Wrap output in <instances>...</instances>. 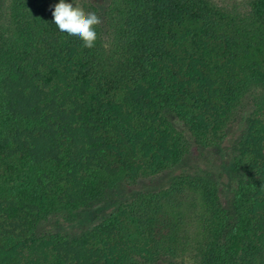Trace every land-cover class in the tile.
Returning <instances> with one entry per match:
<instances>
[{
	"label": "trees",
	"instance_id": "trees-1",
	"mask_svg": "<svg viewBox=\"0 0 264 264\" xmlns=\"http://www.w3.org/2000/svg\"><path fill=\"white\" fill-rule=\"evenodd\" d=\"M68 2L101 17L93 48L53 23L59 0H0V264H264L256 116L240 142L251 172L232 196L181 174L75 238L39 225L75 218L118 176L177 164L192 137L220 140L238 93L264 88V0Z\"/></svg>",
	"mask_w": 264,
	"mask_h": 264
},
{
	"label": "rangeland",
	"instance_id": "rangeland-1",
	"mask_svg": "<svg viewBox=\"0 0 264 264\" xmlns=\"http://www.w3.org/2000/svg\"><path fill=\"white\" fill-rule=\"evenodd\" d=\"M215 1L219 4L232 3V0ZM263 107L264 88L260 83H251L245 91L238 93L231 121L227 123L220 140L192 137L189 152L177 164L157 174L142 175L135 181H127L118 176L105 189L102 197L79 208L78 216L75 218L71 217L75 210L61 211L47 214L39 225L46 232L54 234V237L75 238L82 230L97 226L125 200L139 193L156 192L166 188L181 174L215 180L218 182L220 197L232 196L251 172L246 168L251 157L249 154L243 155L240 152L241 139L247 130L250 118L256 116L264 122V116L261 115ZM171 122L174 126L180 127L176 119H171ZM239 161L241 165L237 166ZM63 214L69 215L63 219ZM163 259L164 261L160 260L151 264H190L192 262L191 256H173ZM136 264L150 263L138 260ZM219 264H230V259L222 258Z\"/></svg>",
	"mask_w": 264,
	"mask_h": 264
},
{
	"label": "clouds",
	"instance_id": "clouds-1",
	"mask_svg": "<svg viewBox=\"0 0 264 264\" xmlns=\"http://www.w3.org/2000/svg\"><path fill=\"white\" fill-rule=\"evenodd\" d=\"M53 23L61 32L77 37L86 48H93L97 40L94 26L102 23L101 17L95 12H85L79 5L68 0H59L52 8Z\"/></svg>",
	"mask_w": 264,
	"mask_h": 264
}]
</instances>
